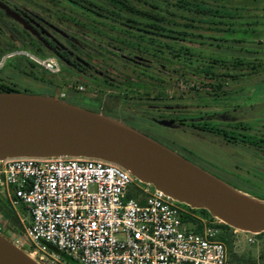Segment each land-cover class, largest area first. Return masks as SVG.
<instances>
[{
	"label": "rangeland",
	"instance_id": "obj_1",
	"mask_svg": "<svg viewBox=\"0 0 264 264\" xmlns=\"http://www.w3.org/2000/svg\"><path fill=\"white\" fill-rule=\"evenodd\" d=\"M84 1L93 4L94 9L105 16L110 23L103 22V25L93 23L91 21L93 18L83 13V32L87 36L83 35V43L75 44V48L83 51V55L90 61L92 66L101 70V74H104V76L98 75L93 82H88L84 76L66 68L62 70L61 74L35 70V76L39 79L38 85H32L27 81L20 82L19 84L22 85H16L18 91H31L32 95L53 97L69 105L96 114H103L105 117L107 116L103 112L109 111L118 103L120 98L141 102L145 106L142 107L144 110H149L148 107H153L152 109L159 107L168 111H175L180 107L178 105L181 104V106H187L185 115L191 117L194 110L190 106V101L194 96L192 85L195 80L190 74H184L181 78V76L165 73L163 70L158 71L155 68L153 69L155 72L150 71L151 69L143 71L126 59L118 58L114 47L119 44L125 50L140 51L152 62L175 71L177 66L175 54L179 47L176 38L178 30L181 29L178 25L180 12L177 8H174L175 0L127 1L131 8L139 9L148 14L152 10L150 6L154 4L162 12H166L165 14L161 13L163 18L160 19H152L128 11L110 3L108 0ZM204 1L210 5L215 4V0ZM262 1L264 0H226L217 3L224 4L226 9L242 8L246 13V10L250 8L252 10L259 8ZM171 14L174 16H171ZM112 20L121 22L136 20L139 26H151L143 28L150 29L151 32H159L161 35L165 34L168 39L167 41L163 38L159 40L158 38H150L147 35L140 37L139 33L134 31H118V28L111 22ZM240 24H243V22ZM207 28L200 26L198 32L200 33L199 42L201 44L200 56L203 58H216L218 64L215 70L216 74L222 72L224 68L230 67L232 78H235L236 81L234 79H231V82L227 81L225 88L229 92L231 91V95L226 99L231 101L232 107L240 109H237L236 112L247 113L248 134L256 130L264 132V30L257 29L256 32L250 33L244 26L233 28L219 25L218 28L212 26H210V29ZM189 31L192 32V29H189ZM1 40L4 43L7 42L3 37H1ZM236 59H240L243 63L239 69L234 68ZM247 62L252 64H247ZM79 88L82 90H79ZM203 88L200 87L201 90ZM124 92L127 95H121ZM61 94H64L65 97L60 98ZM105 107L108 109H105ZM238 113L234 117L240 118L241 115ZM157 131L163 139L162 142L156 139L159 144L194 164L196 138L190 128L183 127L179 129L177 125L172 124L170 126H159ZM208 138L210 137L204 136L205 140H208ZM203 150L208 153L209 146L207 143H203ZM213 151L215 161L219 165L216 172L218 174L217 179L222 182L227 181L228 183H224L252 199L264 201V162L261 161V164L256 162V158L261 159L259 154L255 151H248V157H246L237 148L229 150L215 148ZM141 187L144 186L135 181L129 187L127 193L130 195L140 193L141 197L144 198L138 190ZM176 205L184 210L181 204ZM10 210L20 220L22 230L5 229L6 223L2 219L0 228L5 229L2 235L38 263L37 256L31 254L32 249L24 237V228L28 225V215L22 214L19 209L13 211L5 197V190L0 189V215L2 216L4 211ZM187 214L191 215L190 213ZM213 223L214 226L218 224L217 221ZM185 228L184 226L183 229ZM219 233L220 231L217 230V235ZM246 237L248 236L244 233L232 234V252L241 259L258 261L260 252L264 250V235H255L253 237L254 244H249ZM227 259L229 263L235 264L231 256L227 255ZM58 260L62 264H67L60 256H58ZM73 264L77 263L73 261Z\"/></svg>",
	"mask_w": 264,
	"mask_h": 264
},
{
	"label": "built area",
	"instance_id": "obj_2",
	"mask_svg": "<svg viewBox=\"0 0 264 264\" xmlns=\"http://www.w3.org/2000/svg\"><path fill=\"white\" fill-rule=\"evenodd\" d=\"M37 63L50 71L55 66L52 60ZM135 181L99 160L0 161V189L13 211L26 208L24 237L38 264H62L60 254L77 264H231L213 222L200 234L186 232L184 210L152 187L138 189L142 204L126 199ZM246 235L254 244L255 235Z\"/></svg>",
	"mask_w": 264,
	"mask_h": 264
},
{
	"label": "flooded vegetation",
	"instance_id": "obj_3",
	"mask_svg": "<svg viewBox=\"0 0 264 264\" xmlns=\"http://www.w3.org/2000/svg\"><path fill=\"white\" fill-rule=\"evenodd\" d=\"M178 1H182L179 5L178 20L181 29L178 30L176 38L179 47L175 54V71L152 62L140 51L125 50L119 44L114 47L118 58L126 59L143 71L151 69L150 71L155 72V68L181 78L184 74H190L195 80L192 85L194 96L190 101L194 114L187 117V106L181 104L175 111L159 107H148L149 110H144L143 103L124 98H120L109 111L103 113L155 141H163L157 131L159 126H165L162 122L168 123V126L175 124L179 129L190 128L196 138L194 164L216 178L219 165L215 161V148H237L246 157L248 151H255L261 156V159L256 158V162L261 164V161L264 162V132L256 130L248 134L247 113L236 112L239 108L232 107L231 101L226 99L231 95V91L229 92L225 85L231 82V79L236 81L232 78L230 67L216 74V58L200 56V26L210 29L215 23L214 20H200L193 8L188 6L189 3H194V0ZM92 5L84 0H0V85L13 90H18L16 85H22L19 83L24 81L38 85L39 79L35 76V70L61 74L66 68L84 76L88 82H93L98 75L104 76L101 70L92 66L83 51L75 48V44L83 43V35L87 36L83 32V6L93 9ZM91 18L93 23L100 25L109 22L103 18ZM111 22L118 31H134L139 33L140 37L146 36L140 32H151L150 29L143 28L151 26H139L136 20ZM189 29H192V32ZM1 37L7 42L4 43ZM163 37V40L167 41L168 37ZM45 60H52L55 64L52 71L38 65L37 61ZM242 65L243 63L234 68L239 69ZM200 87L204 88L201 90ZM126 106L128 107L125 108ZM236 113L241 115L240 118L234 117ZM204 136L210 138L205 140ZM203 143L209 146L208 153L203 150Z\"/></svg>",
	"mask_w": 264,
	"mask_h": 264
},
{
	"label": "water",
	"instance_id": "obj_4",
	"mask_svg": "<svg viewBox=\"0 0 264 264\" xmlns=\"http://www.w3.org/2000/svg\"><path fill=\"white\" fill-rule=\"evenodd\" d=\"M16 158L109 163L236 232L264 233V201L237 191L122 123L53 97L0 93V161ZM0 264L38 263L0 234Z\"/></svg>",
	"mask_w": 264,
	"mask_h": 264
},
{
	"label": "trees",
	"instance_id": "obj_5",
	"mask_svg": "<svg viewBox=\"0 0 264 264\" xmlns=\"http://www.w3.org/2000/svg\"><path fill=\"white\" fill-rule=\"evenodd\" d=\"M110 3H113L115 5H118L121 8H124L128 11H132L134 13H138L139 15L147 16L152 19H160L163 18L162 12L159 7L152 4L150 8L152 9L151 12L148 14L147 12L141 11L136 8H131L128 4V0H108ZM159 1V0H156ZM201 1V0H200ZM199 0H194V3H189L188 6H191L193 8V12L196 14V16L201 20H214V25L212 27L218 28L219 25L221 26H230V27H239L244 26L248 29V32L254 33L257 29L264 30V1L260 2L261 6L257 8L256 10H252L251 8L245 11L241 8H231L226 9L224 4H218L217 2H223L226 0H215L214 5H210L205 3L203 0L200 2ZM182 1L175 0V6L174 8L178 9L179 12V5ZM192 2V1H191ZM188 3V2H187ZM250 3V2H249ZM89 4V3H88ZM93 7V9H90L88 7L83 6V13L87 14L90 17H97V18H103L106 19L105 16L99 14ZM190 8V7H189ZM259 12V14H257ZM169 15V14H168ZM171 16H174L171 14ZM242 20V21H241ZM243 22V24H240ZM142 34H145L149 36L150 38H158L161 40L163 35L165 34H159L155 32H140ZM167 39V38H166ZM241 60L236 59V62L234 63V67H239L241 65ZM247 64H252L247 62ZM0 93H22V94H31L30 91H18L9 89L5 86L0 85ZM47 97V96H46ZM126 199H134L137 203L142 204L144 198L141 197L140 193H135L134 195H130L129 193L126 194ZM177 204V203H176ZM184 208V213L180 214V220L182 227H186L184 230L186 232H191L195 234H200L203 230V227L207 223L215 222L216 220L213 219L206 211L204 210H192L184 205H181ZM21 210L22 214H27V210L24 206H21L19 208ZM3 212V211H2ZM190 213L191 215L187 214ZM28 215V214H27ZM2 218L3 221L6 223L5 229H17L22 230L18 217L10 210V211H4ZM218 224L213 226L216 230H219L220 233L215 237V239L219 242H221L227 251V255L231 256L234 259L235 264H264V250H262L259 254L258 261L254 260H244L239 257H237L232 252V245H231V237L234 232L233 229L217 222ZM259 235H264V233H261ZM258 236V235H257ZM61 259L67 263V264H73V261L70 257H67L66 255H61ZM76 262V261H75ZM77 263V262H76Z\"/></svg>",
	"mask_w": 264,
	"mask_h": 264
},
{
	"label": "crops",
	"instance_id": "obj_6",
	"mask_svg": "<svg viewBox=\"0 0 264 264\" xmlns=\"http://www.w3.org/2000/svg\"><path fill=\"white\" fill-rule=\"evenodd\" d=\"M235 235H236V233H239V234H241L240 232H233ZM247 238V237H246Z\"/></svg>",
	"mask_w": 264,
	"mask_h": 264
},
{
	"label": "bare ground",
	"instance_id": "obj_7",
	"mask_svg": "<svg viewBox=\"0 0 264 264\" xmlns=\"http://www.w3.org/2000/svg\"><path fill=\"white\" fill-rule=\"evenodd\" d=\"M30 258V257H29Z\"/></svg>",
	"mask_w": 264,
	"mask_h": 264
}]
</instances>
